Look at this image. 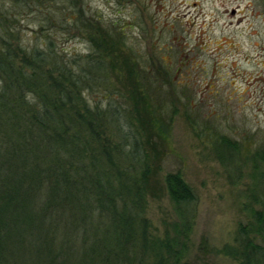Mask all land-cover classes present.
<instances>
[{"label":"trees","instance_id":"trees-1","mask_svg":"<svg viewBox=\"0 0 264 264\" xmlns=\"http://www.w3.org/2000/svg\"><path fill=\"white\" fill-rule=\"evenodd\" d=\"M35 2L49 19L58 10L53 0ZM1 10L0 264H192L183 261L184 238L198 198L181 169L164 176L176 238L167 231L162 241L150 239L146 193L171 125L153 96L151 71L118 45L122 29L112 31L95 16L97 23L86 22L83 6L68 10L66 20L85 30L95 54L108 56L132 83L129 109L110 96L104 106L90 103L85 89L107 81L99 74L104 65L90 60L76 68L75 61L61 62V53L28 49L20 16ZM208 135L229 169L238 140ZM253 200L261 199L253 194ZM252 214L253 226L240 227L241 264H264V202Z\"/></svg>","mask_w":264,"mask_h":264},{"label":"rangeland","instance_id":"rangeland-1","mask_svg":"<svg viewBox=\"0 0 264 264\" xmlns=\"http://www.w3.org/2000/svg\"><path fill=\"white\" fill-rule=\"evenodd\" d=\"M3 1L0 10L20 16L28 49L61 53V62L70 59L76 68L90 60L104 65L99 74L107 81L85 89L92 104L101 100L104 106L110 96L128 108L132 83L112 69L108 56L95 54L85 30L66 20L68 10L83 6L86 22L95 16L112 31L122 29L118 45L151 71L153 96L171 125L146 193L150 239L162 241L167 231L176 238L164 176L181 169L198 198L183 261L241 264L240 227L253 226L252 212L264 202V0H53L59 4L51 19L35 0L20 6ZM210 132L238 140L229 169Z\"/></svg>","mask_w":264,"mask_h":264}]
</instances>
